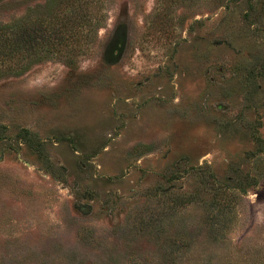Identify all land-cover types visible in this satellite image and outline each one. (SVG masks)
I'll use <instances>...</instances> for the list:
<instances>
[{"label":"rangeland","instance_id":"1","mask_svg":"<svg viewBox=\"0 0 264 264\" xmlns=\"http://www.w3.org/2000/svg\"><path fill=\"white\" fill-rule=\"evenodd\" d=\"M80 9L0 0V264H264V0Z\"/></svg>","mask_w":264,"mask_h":264},{"label":"trees","instance_id":"2","mask_svg":"<svg viewBox=\"0 0 264 264\" xmlns=\"http://www.w3.org/2000/svg\"><path fill=\"white\" fill-rule=\"evenodd\" d=\"M62 4L69 8V13L71 14L73 27L78 29L83 24H80V19L78 17L79 11L81 10V3L87 0H61ZM87 4V3H86ZM80 16V15H79ZM37 31L32 26L29 28L27 34V41L29 42V47L33 46L35 41V36ZM22 29L19 24H8L0 27V59L11 60L14 56L21 55L22 51L25 49L24 39L22 38ZM62 45L61 41H54L53 39L45 42V47L52 49L58 48Z\"/></svg>","mask_w":264,"mask_h":264}]
</instances>
